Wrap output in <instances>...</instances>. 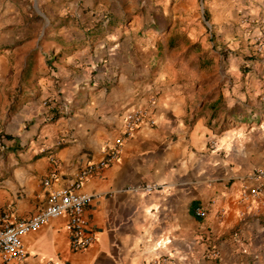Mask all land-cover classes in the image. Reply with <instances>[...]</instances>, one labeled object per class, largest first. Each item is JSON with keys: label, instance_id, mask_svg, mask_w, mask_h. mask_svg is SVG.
<instances>
[{"label": "crops", "instance_id": "crops-1", "mask_svg": "<svg viewBox=\"0 0 264 264\" xmlns=\"http://www.w3.org/2000/svg\"><path fill=\"white\" fill-rule=\"evenodd\" d=\"M134 5L161 7L168 24L145 42L80 30L124 22ZM262 30L264 0H0V69L32 70L37 87L9 112L0 94V213L30 217L122 138L80 189L94 242L73 251L62 216L21 237L25 262L0 264H264V191L248 179L264 167ZM79 36L92 40L79 47ZM137 110L146 117L124 137ZM210 241L216 260L204 258Z\"/></svg>", "mask_w": 264, "mask_h": 264}, {"label": "built area", "instance_id": "built-area-1", "mask_svg": "<svg viewBox=\"0 0 264 264\" xmlns=\"http://www.w3.org/2000/svg\"><path fill=\"white\" fill-rule=\"evenodd\" d=\"M254 52L258 55L264 53V30L252 37ZM52 101H45L44 106H50ZM144 111H133L129 113L124 120L123 136L127 137L142 123L145 119ZM122 141L120 138L116 144L106 151L105 157L97 164H88L77 173L74 181L67 188L50 190L47 203L39 211L26 219H15L7 213H0V258L5 261L25 262L27 253L21 244V237L32 231L39 229L41 226L53 219L62 216L68 217V229L70 232V248L73 251H80L89 247L94 242V232L84 218V208L90 201V197L80 191L83 181L89 177L96 169H102L114 161L119 152V145ZM248 179L255 182L253 195H260L264 191V167L254 170L249 174ZM44 186L50 185V180L43 182ZM146 192L155 189L152 185L141 187ZM194 215L197 218L203 217V211L196 208ZM160 243L156 249H160ZM204 258L216 260L219 258V252L210 241V245L204 251ZM170 256L159 254L151 264H167ZM39 264H55L46 261Z\"/></svg>", "mask_w": 264, "mask_h": 264}, {"label": "rangeland", "instance_id": "rangeland-1", "mask_svg": "<svg viewBox=\"0 0 264 264\" xmlns=\"http://www.w3.org/2000/svg\"><path fill=\"white\" fill-rule=\"evenodd\" d=\"M127 20L124 22L119 23H105V22H95V23H87L84 22L83 24L79 23L80 30L86 31L88 24H94L95 26L90 29V31H95L96 35L99 36L100 33L105 32V30H112L113 29H120L122 38L118 40H122L124 35H129L132 39V33L138 32V35L140 38L144 40V42L149 40L150 37H156V34L148 33L152 32L154 27H165L168 22L165 20L164 11L161 7L158 6H129L127 8ZM124 9H122L123 13H126ZM197 13L201 16L200 9L197 10ZM143 14V15H142ZM142 15V16H141ZM147 17V18H145ZM68 24V23H63ZM61 23V25H63ZM52 24L50 22L45 23L43 21L40 22V29L43 31H47L50 29ZM66 26V25H65ZM60 26H58L59 28ZM111 28V29H110ZM165 29V28H164ZM162 30L159 32L161 33ZM82 33V32H81ZM164 33V32H162ZM91 36V34H89ZM159 37H162V34ZM91 38V37H90ZM96 41L103 40L102 37L95 38ZM77 40V41H76ZM92 39H89L85 36V39L82 38V36H79L75 38V43L77 46H83L85 44V41H89ZM117 40V39H114ZM3 53V52H1ZM0 53V54H1ZM11 58H15V55H11ZM24 58V54H20L17 56V59L15 61L19 62L22 61ZM32 70H24V69H0V94L5 95L8 97V105L9 107H5L3 112H9L12 111V106L15 104L14 100H17L21 98V100L26 99L30 97L31 93H33L35 85H33L32 82H27V79L31 76ZM35 91H37V87H35ZM18 104H21L20 102ZM255 106H250L248 108L246 107H236V111L242 113L244 110L253 109ZM254 109H260L259 103H256V108ZM240 120V119H238ZM261 121V119H257ZM236 125V124H234ZM239 127H251L254 124L252 122L250 123H241L237 124Z\"/></svg>", "mask_w": 264, "mask_h": 264}]
</instances>
